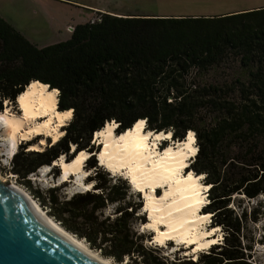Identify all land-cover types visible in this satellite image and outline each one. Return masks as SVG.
<instances>
[{
	"label": "trees",
	"instance_id": "16d2710c",
	"mask_svg": "<svg viewBox=\"0 0 264 264\" xmlns=\"http://www.w3.org/2000/svg\"><path fill=\"white\" fill-rule=\"evenodd\" d=\"M96 13L43 46L0 16V111L35 80L58 90L57 110L72 111L55 141L47 137L40 149L20 142L9 171L52 219L116 263L253 264L250 224L264 217V201L243 202L264 196V6L214 15ZM139 119L145 131H170L172 140L193 131L197 150L185 171L208 186L200 212L220 228L219 241L190 254L147 243L139 191L98 165L100 144L92 142L108 121L122 133ZM81 150L90 154L89 189L67 195L62 184L32 186L31 173L51 166L59 176L52 163Z\"/></svg>",
	"mask_w": 264,
	"mask_h": 264
},
{
	"label": "bare ground",
	"instance_id": "6f19581e",
	"mask_svg": "<svg viewBox=\"0 0 264 264\" xmlns=\"http://www.w3.org/2000/svg\"><path fill=\"white\" fill-rule=\"evenodd\" d=\"M57 92L56 88L49 89L47 84L37 80L31 81L16 97L20 113H12L7 107L0 111V124L5 126L13 148L18 142L29 140L34 135H49L52 141H55L63 134L59 127L70 119L72 111L57 110ZM140 121L144 122L143 126H139ZM144 124L145 121L139 119L130 129L114 134L116 122L108 121L96 130L93 135L102 143L97 153L98 164L109 173L123 175L136 191L142 193L143 209L147 212L144 225L154 231V243L162 244L172 239L186 246L191 245L190 250H193V253L207 248L218 240L212 236L215 227L203 229V224L210 214L199 212L205 203L203 192L208 186L200 181L202 175H196L191 170L182 172L197 150L193 131L188 130L175 147L169 145L159 152L157 141L170 137L171 132H145ZM189 132L193 134L191 142L187 138ZM44 143L45 139L41 137L39 142L31 144L29 149H40V145ZM193 149L194 152L191 151ZM88 156V151L81 150L71 160L65 161L63 156H60L53 164H58L59 175L63 180L72 174L82 176L87 172L83 164ZM158 187L161 192L156 195L155 189ZM82 188L89 189L90 184L83 182L80 189ZM22 191L32 207L57 232L105 264H119L103 257L85 241L64 229L41 209L26 191Z\"/></svg>",
	"mask_w": 264,
	"mask_h": 264
},
{
	"label": "rangeland",
	"instance_id": "374dc122",
	"mask_svg": "<svg viewBox=\"0 0 264 264\" xmlns=\"http://www.w3.org/2000/svg\"><path fill=\"white\" fill-rule=\"evenodd\" d=\"M259 6H264V0H0V16H2L8 23L13 25L30 42L36 44L37 46H43L68 38L70 28L76 23H80L84 19H96L98 16L96 10L91 9H100L102 11L117 14L178 16L214 15L255 8ZM5 107H7L8 111L12 113H20L17 104L15 106L10 103H5L4 108ZM68 121L69 119L65 121L64 124H66ZM61 126L59 128H61ZM115 129L116 126L113 129L114 134H119L116 133ZM41 137L45 139V143L47 137H49L50 141H52L51 136L38 134L31 137L29 140H23L21 142L31 141L34 143H38ZM92 138V142L95 145L100 144L99 149H101L102 143L99 141V138L94 137V135H92ZM177 141L178 140H172L171 136L168 138L160 139L157 141V149L159 152H162L163 149L166 148V146L170 145L175 147ZM19 143L20 142H18L13 148L12 144L8 140L5 126L0 124L1 181L6 184H12L26 191L32 197L30 192L24 186L16 182L14 177L15 175L9 171L10 158L17 149ZM42 146H44V144L40 145V147ZM97 153L98 152H96V158L97 163H99ZM193 156H191V159ZM84 165L85 163L83 164V168L84 170H86ZM100 166L104 168L102 165ZM89 172L90 170H87L86 174L82 176H74L72 174L71 177L63 180L60 175H53L51 166H42L35 172L31 173L28 178L30 179L31 184L34 187L38 186L40 188H46L49 186L62 184V186L60 187V191L69 195L74 191L85 190L83 188H80L82 183L84 182V178ZM182 172H186L185 168H183ZM110 175H119L127 180L126 177L120 174L110 173ZM130 190L134 193L137 192L132 186L130 187ZM206 190L203 193L205 195V200L208 202ZM160 192L161 188L158 187L155 189V194L157 193L156 195L160 194ZM139 193V198L142 200L140 213L144 214L145 220L147 221V212L143 209L144 198L142 193ZM33 199L37 202L35 198ZM133 199L138 200L137 197H134ZM259 200L264 201V196H261L257 199H252L250 201L245 199L243 205L247 207L255 206ZM37 204L39 205L38 202ZM39 207L43 209L40 205ZM110 208L111 206H109L106 211L109 212ZM43 210L46 212L45 209ZM200 210L201 208L199 209V212ZM236 210H238V208H236ZM209 223L210 217L203 224V229H210L208 226ZM138 228L140 231H143L146 234H151V240L147 242L148 244H156L153 243L154 231L152 229L146 227L144 223L138 224ZM250 229L251 231L249 232V234H253V236H255L256 238L252 247L251 254L253 264H264V242L262 241L264 240V217H262L261 220L257 223L250 224ZM221 233L222 232L220 228L215 227L212 236L214 235L218 239L217 241H219L222 238ZM168 242H171V244H167ZM160 245L163 246L164 253H173L179 247L182 248V253L190 254L192 252L191 250H189L191 245L186 246L185 244L179 243L172 239L166 240L164 243L159 244V246Z\"/></svg>",
	"mask_w": 264,
	"mask_h": 264
},
{
	"label": "water",
	"instance_id": "95a60500",
	"mask_svg": "<svg viewBox=\"0 0 264 264\" xmlns=\"http://www.w3.org/2000/svg\"><path fill=\"white\" fill-rule=\"evenodd\" d=\"M0 264L105 263L52 228L20 188L0 180Z\"/></svg>",
	"mask_w": 264,
	"mask_h": 264
},
{
	"label": "snow or ice",
	"instance_id": "6c2138e0",
	"mask_svg": "<svg viewBox=\"0 0 264 264\" xmlns=\"http://www.w3.org/2000/svg\"><path fill=\"white\" fill-rule=\"evenodd\" d=\"M143 123H144L143 121H140V122H139V126H143ZM149 135H151V133H149ZM192 136H193V134H192L191 132H189L187 138H188V140H189L190 142L192 141ZM191 151L194 152L195 150L193 149V150H191ZM190 175H191V174H190Z\"/></svg>",
	"mask_w": 264,
	"mask_h": 264
},
{
	"label": "crops",
	"instance_id": "0c3cea01",
	"mask_svg": "<svg viewBox=\"0 0 264 264\" xmlns=\"http://www.w3.org/2000/svg\"><path fill=\"white\" fill-rule=\"evenodd\" d=\"M94 8H96V7H94ZM91 10H98V11H102V10H100V9H91ZM115 14H117V13H115ZM84 21H87V19H84L82 22H84ZM70 34V33H69ZM69 36V35H68Z\"/></svg>",
	"mask_w": 264,
	"mask_h": 264
},
{
	"label": "built area",
	"instance_id": "2783aa9c",
	"mask_svg": "<svg viewBox=\"0 0 264 264\" xmlns=\"http://www.w3.org/2000/svg\"><path fill=\"white\" fill-rule=\"evenodd\" d=\"M71 29V28H70Z\"/></svg>",
	"mask_w": 264,
	"mask_h": 264
}]
</instances>
